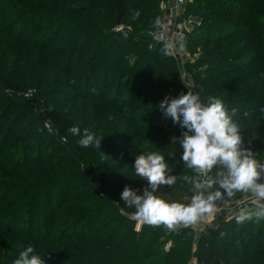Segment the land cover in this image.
<instances>
[{"label":"trees","instance_id":"trees-1","mask_svg":"<svg viewBox=\"0 0 264 264\" xmlns=\"http://www.w3.org/2000/svg\"><path fill=\"white\" fill-rule=\"evenodd\" d=\"M169 2L0 0V42L8 43L0 50V89L17 92L10 83L20 73L21 53L45 55L50 72L29 79L26 90L40 93L34 103L48 105L57 133L48 135L42 122L40 129L31 125V102L23 98L9 99L0 115V123L6 120L0 126V264H13L29 244L45 264H264V217L255 231L251 220L237 216L225 242L202 235L193 252L189 228L168 232L164 223H145L137 230L134 207L121 199L126 186L142 191L147 185L132 166L139 154L162 155L177 177L157 191L165 201L189 204L190 181H201L181 160L183 129L158 107L165 96L189 90L177 62L151 37L163 29ZM186 17L202 22L189 35L190 50L206 48L186 67L192 92L204 104L221 99L241 146L264 164V0H189ZM53 73L62 99L49 96ZM73 126L80 135L68 131ZM84 129L101 147L79 145ZM217 174L214 167L205 180ZM219 190L218 201L242 192Z\"/></svg>","mask_w":264,"mask_h":264},{"label":"clouds","instance_id":"clouds-1","mask_svg":"<svg viewBox=\"0 0 264 264\" xmlns=\"http://www.w3.org/2000/svg\"><path fill=\"white\" fill-rule=\"evenodd\" d=\"M159 23V21H157ZM162 114L183 129L179 137L183 149L181 160L198 174L206 175L214 167L218 168L217 178L208 177L204 182H195V194L189 204L168 202L156 195L161 185L171 186L177 177L170 175L165 158L157 152L136 155L132 164L135 175L147 180L143 190L126 186L121 199L129 207H134V218L150 225L161 223L172 227L174 223L186 225L194 223L205 214H210L214 202L223 199L219 189L227 196L234 191L251 192L257 199L264 201V166H258L251 152L244 149L238 125L219 98L210 97L207 104L201 102L198 93L188 90L178 96H165L158 105ZM73 135H80L78 126L71 127ZM84 148L101 147L102 141L88 129L78 140ZM188 180V177H185ZM218 189L205 194L204 189L213 185ZM252 215L264 217V206L254 213H242L237 219L244 221ZM13 264H45L31 244L25 246Z\"/></svg>","mask_w":264,"mask_h":264},{"label":"rangeland","instance_id":"rangeland-1","mask_svg":"<svg viewBox=\"0 0 264 264\" xmlns=\"http://www.w3.org/2000/svg\"><path fill=\"white\" fill-rule=\"evenodd\" d=\"M173 3H174V0H170V2L167 5L163 6V10L165 11V15H166L164 27H165V29L170 30V34L171 33L174 34L175 45H176V48H178L177 49L178 54L176 52H173L170 48L166 47L164 44H162V43H159V44L165 50L166 55L177 62V65L182 70L181 76H182V81H183L184 85L187 88H189V90L193 91L194 87H195L194 79H193L192 75L187 73L186 67L189 64H195L196 61L202 56L203 50H205L206 48L199 46L196 48L197 51H195L196 46H194L193 47L194 50H192V51L190 50L189 39L191 36L189 37V35L192 33L194 26L189 28V33H187L185 35V38H183V34H180L181 30H179V28L182 27V25L184 24L183 22H186L184 20L188 19L187 17L181 18L180 20H177L175 26L170 25V27H169L168 19L170 20V9H171V6ZM192 19H194V18H192ZM197 20H199V19H197ZM200 23L202 25L201 21H200ZM200 26H196V27H200ZM118 30L122 31V29H118ZM261 33L264 35V29L262 30ZM151 37L153 39L152 34H151ZM0 46L2 47V48L0 47V50L5 49L8 46V43L7 42H4V43L0 42ZM22 54L23 53H21L22 65H20V68H21L20 73L18 75H16L15 73H14V75H12V78H13L12 83L13 84L9 82L12 85V87H14L15 91H17V92L11 93V91L9 92V90H8L9 87L7 88L5 86H4V88L7 89V90L5 89L6 91L3 89H0L1 90L0 91V115L2 114L4 107L8 105L9 99H15V97H17V98H23L22 100H29L31 102L29 104V108H31V114H30V120H29V121H31V125H33L34 127L36 126V127H38V129H40L39 124H40V122H42L44 124V127L47 130V134L51 135V136H55V135H57V133L55 132V130L53 129L52 124H51V119H50L51 116L48 112V105L44 104L45 103L44 101H38L39 104H37V103L35 104L34 103L35 100H38L39 98H41V97H39L40 93L38 91H35V90H29V91L26 90V88H27L26 83L29 79L35 78L37 80H43L45 74H48V72H50L48 70V67L45 64L46 56L43 54H34V55H30L29 53L23 54V55ZM40 69L43 72V77H41V75H39V73L41 72ZM55 77H56V73H53L51 75L50 81L48 83V86H49L48 93L50 94L49 96L50 97L55 96L56 98H58L59 96L63 97V95H65V92L60 89V84H58V83L53 84V82H54L53 79ZM8 80H9V78H7V81ZM62 97H61V99H62ZM13 101H15V100H13ZM53 104H56V103H53ZM16 108H20V107H16ZM23 108H24V106H23ZM81 108L84 111L85 106L83 105V106H81ZM3 122H6V120ZM3 122L0 123V126L4 127ZM25 124L26 123H23V125H25ZM1 130H2V128H0V131ZM22 140H25V139L23 138ZM61 141L66 142V140L64 138H62ZM9 146H11V145H9ZM34 155H35V153L33 152L31 155V158H33ZM256 162L260 166H264V164H261L259 161H256ZM7 172H8V174H10V171H7ZM206 175H200L199 174V178L201 180L199 182H204ZM260 181H262V180H260ZM203 191L205 192V194H207L209 192L208 189H204ZM232 201H234V202H232ZM260 206H264V201L257 199L251 192H243L242 191V192H240L239 196L233 197L232 200H228V201H218L217 200V201H215L213 211L210 214H205L204 216H202L201 223H199L198 226H195L194 229L189 227V226H191V224L186 225L183 222H177L178 225L172 226V227H169L167 224H164V226L168 232H171L172 230H174L175 227L189 228L191 231L190 235L192 237L193 252H195L197 250V246H198L200 237L202 235L209 236L212 234L215 236L214 239H216L219 243H223V242H225L226 237H227L226 235H224V233L226 231L229 232V226H228L229 222H231L232 219L236 218L237 216H239L242 213H254L258 209V207H260ZM262 218L263 217H257L255 215H252L251 218L248 219L254 223L255 231L258 230L260 223L262 221ZM140 229L141 228L137 227V230H140ZM218 232H221V234H220L221 236H218ZM228 237H229V235H228ZM191 264H197L196 260L193 259L191 261Z\"/></svg>","mask_w":264,"mask_h":264},{"label":"built area","instance_id":"built-area-1","mask_svg":"<svg viewBox=\"0 0 264 264\" xmlns=\"http://www.w3.org/2000/svg\"><path fill=\"white\" fill-rule=\"evenodd\" d=\"M188 2H189V0H174V3L172 4L171 9H170V20L168 19L169 27H170V25L175 26L176 21L179 20V18H181L183 16L184 7L187 5ZM184 21H186V22H183L184 24L182 25V27L179 28V30H181L180 34H183V38H185V35L187 33H189L190 27L194 26V28H195V26L201 25L200 21L197 19L189 18V19H185ZM152 35H153V40L156 43H162L166 47L170 48L173 52H176L178 54V50H177L178 48H176V45H175L174 34H172V33L170 34V30H167V29H165V27H163V29L161 31H158ZM258 166H260V165L258 164ZM261 171L264 172V170H261ZM260 179L264 180V175H262L260 177ZM201 221H202V217L198 218L196 222L190 223L191 226H189V227L194 229L195 226H198L199 223H201ZM143 224H145V223H143L141 221H137V227L138 228H141V226ZM176 225H178V224L177 223L173 224V226H176Z\"/></svg>","mask_w":264,"mask_h":264},{"label":"crops","instance_id":"crops-1","mask_svg":"<svg viewBox=\"0 0 264 264\" xmlns=\"http://www.w3.org/2000/svg\"><path fill=\"white\" fill-rule=\"evenodd\" d=\"M260 180H262V181L264 182V180H263V179H260Z\"/></svg>","mask_w":264,"mask_h":264}]
</instances>
